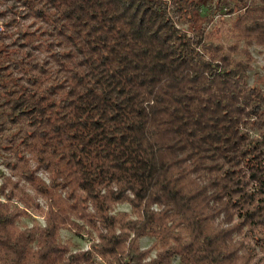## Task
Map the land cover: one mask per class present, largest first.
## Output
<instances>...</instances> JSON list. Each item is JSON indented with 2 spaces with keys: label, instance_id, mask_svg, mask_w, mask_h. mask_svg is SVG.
Here are the masks:
<instances>
[{
  "label": "trees",
  "instance_id": "1",
  "mask_svg": "<svg viewBox=\"0 0 264 264\" xmlns=\"http://www.w3.org/2000/svg\"><path fill=\"white\" fill-rule=\"evenodd\" d=\"M235 2L224 41L199 0H0V264H264V0Z\"/></svg>",
  "mask_w": 264,
  "mask_h": 264
},
{
  "label": "rangeland",
  "instance_id": "2",
  "mask_svg": "<svg viewBox=\"0 0 264 264\" xmlns=\"http://www.w3.org/2000/svg\"><path fill=\"white\" fill-rule=\"evenodd\" d=\"M235 3V0H199V7L195 11L194 25H206L207 29L221 25L223 28L221 32V38L224 41H227L230 38L227 28L229 26L230 19L234 16V12L228 13L227 9L231 6H234ZM250 50L254 56V61L253 68L249 70L248 83L255 85L257 84L258 86L264 88V46L252 45ZM8 55V53L4 54L6 57H8ZM0 124L5 127L3 132L4 136L0 135V141L4 142L6 140L5 136L9 135L15 127H13L11 122L7 120L6 111L1 108ZM10 156L11 153L8 149L0 148V181H2L6 176H11L13 173V171L9 170L3 163V160ZM27 190L31 193L30 189ZM0 198H2V201L5 200L1 194ZM19 205L22 206V204ZM120 210L130 211V206L126 203L119 204L116 206L115 211ZM34 220L43 223L42 216L33 214L30 217H22L18 224L20 226L30 225ZM60 239L69 243L72 250L87 248L89 245V237L87 234L84 232H78L71 227H66L60 230ZM151 240H153V238L145 236L140 239V242L144 247L147 246ZM171 264H181L178 256L173 258Z\"/></svg>",
  "mask_w": 264,
  "mask_h": 264
},
{
  "label": "clouds",
  "instance_id": "3",
  "mask_svg": "<svg viewBox=\"0 0 264 264\" xmlns=\"http://www.w3.org/2000/svg\"><path fill=\"white\" fill-rule=\"evenodd\" d=\"M0 183H2V181H0ZM0 200H2V198H0Z\"/></svg>",
  "mask_w": 264,
  "mask_h": 264
}]
</instances>
